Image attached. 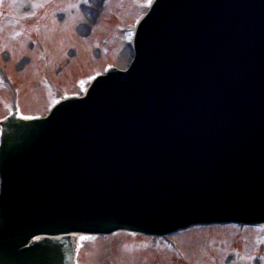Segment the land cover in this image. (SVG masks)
<instances>
[{
    "label": "rangeland",
    "instance_id": "rangeland-1",
    "mask_svg": "<svg viewBox=\"0 0 264 264\" xmlns=\"http://www.w3.org/2000/svg\"><path fill=\"white\" fill-rule=\"evenodd\" d=\"M17 2L0 0V9H4L0 11V19H3L0 20V120L7 116L9 108L14 109L16 90L21 91L19 106L24 115H45L52 102L60 97L59 90L49 91L41 86L47 85L49 75L55 88H66L68 94L80 95L85 88L81 78L93 72L102 73L107 65L126 68L131 56L125 43L133 29L128 31L126 26L134 24L135 27L145 12V9L140 12L145 8V0H109L110 4L103 11L102 3L97 4L94 0ZM94 11L102 15L97 24L91 19ZM110 16L115 17L114 23H110ZM91 34L92 40H88ZM110 36L114 41L112 44L97 46L103 38ZM32 41H39L34 52L30 50ZM42 47L47 49L46 54L42 53ZM99 49L102 50L101 57ZM75 52L78 57L73 59ZM69 60L72 61L70 66ZM64 65L65 70L61 72ZM261 233L260 236H264V232ZM238 234L234 228H217L179 235L175 240L186 261L180 258L176 261L163 242L148 241L136 247L139 242L124 234L107 241L99 239L93 246L86 247L84 257L89 258L91 264H107V260L108 264H232L233 258L237 264H246L247 256L250 257L249 264L251 259L254 264H264V259L254 260L258 253L253 246L257 233L246 230L244 241L248 244L237 246L245 258H239L234 250L233 240ZM247 234H251L248 236L251 238L246 239Z\"/></svg>",
    "mask_w": 264,
    "mask_h": 264
},
{
    "label": "water",
    "instance_id": "water-1",
    "mask_svg": "<svg viewBox=\"0 0 264 264\" xmlns=\"http://www.w3.org/2000/svg\"><path fill=\"white\" fill-rule=\"evenodd\" d=\"M253 4L256 5V3ZM262 5H264V3H262ZM262 11L264 12V7L260 10L261 13ZM253 12V9L249 8L247 14L252 15ZM226 54L229 55V53ZM228 58L230 57L227 56L225 59L228 60ZM241 64H245V62L242 61ZM253 67V69L243 73V84L240 83L243 85V88L237 89L242 91L245 86L249 87V91H252V93H250L251 96L258 97V99L255 98L257 102L254 105H247L248 107L253 106L251 115H249L247 119L241 118L240 114H236V111L239 112V106H236V111L227 110V112L223 114L224 119L220 120L218 123L223 124L226 122V124L229 126L228 132L225 131L228 145L225 143L224 148L222 147V149H219L224 153V155L215 159V161H203L202 168H193V173L195 176H192V178L196 177L197 179L203 177L206 178L205 181H208V188L211 187L210 190L212 194V196H209L208 199V209H213L212 216H219V218L220 216H224V219L226 220L236 219L242 222L254 221V218L259 213H264V155L263 157L261 156L262 152L264 151V148L261 147L264 142V120H262L264 119V58H257V61L254 62ZM237 83L239 86V82ZM241 95L242 94H239V97H241ZM247 100L248 97L243 94L239 105L243 106ZM245 110H248V108H245ZM257 117L259 119V123H261L259 126H256L258 123ZM46 126H48L47 123H42V125H36V123H17L16 126L13 125L15 130L24 131H22V136L20 137L22 140H20V143L17 144L18 148L12 149V151L15 153L12 154L11 152H8L5 154L6 166L3 169V172L6 186L3 198L0 202V215L2 216L0 220V249L4 250L5 264H11L18 260H20V264H27L29 262L25 260L26 257L30 256L31 254L38 253V251L40 252L39 254L42 255L43 260L36 264H53L58 261V258L55 256L60 251L58 250V246L49 245L46 246L45 249H33L28 255L20 252L19 250L22 246V238L25 236L26 230L22 221V216L17 212V207L21 206L22 200L25 197L37 196L36 192L41 186H43V183L34 180L31 177L26 178L25 174L35 167L36 159L30 154L34 151L33 148L37 147V149H39L41 146L44 138L42 136L43 130L49 129L45 128ZM180 126L183 128V130H185L188 126V123H182ZM189 130H192L190 125ZM196 130H199V127H196ZM176 131L175 125H167L164 130L159 133L158 138L159 140L163 139L164 132L166 133V136L168 135L167 137H169ZM197 135H200V133L196 132L195 137H197ZM259 138L262 144H255ZM210 142L211 140L208 141V143ZM229 143H239V145H236L235 147V151L237 152L231 149ZM33 144L35 146H32ZM256 145H258V147ZM166 146L168 148L169 145L167 144ZM182 148L185 149V147ZM229 148L231 149L230 152L227 150ZM133 150L134 151L122 153L120 155V162L118 163L117 168L114 170V172H120L124 175L125 182L122 187H118V189L124 190L122 192L117 191L118 196L115 195L116 192L112 191L111 188L102 192L101 196L99 197V200L102 201L100 203L101 208L91 204L85 209V214L87 216L97 214L98 216L102 217L105 215L104 212L106 210L112 211L114 209V211L117 212L116 208L122 209L127 206V208L130 209L139 204L138 207H140L141 210L139 215L136 216V218H138V223H142L144 220L151 221L150 217L166 226H169L171 223L173 225L179 224L178 226H182L183 224L191 221L197 222L198 219L196 217L184 219L182 215L167 216L164 213L159 215L160 211H157L156 209L152 211L150 217L148 216V206L151 205V203H154L152 201L153 196L157 195V198H159V196L164 192L168 193L169 190L172 188L174 189L177 180L187 173L185 166L181 164L183 163V159L175 155L178 153L182 154L183 156H187V153H184L183 150H178V152H176L174 147H171L166 153L168 154L165 157L166 162H171V166L173 167V170L168 172V175L171 176L169 181L163 175V171L159 172L161 176L156 177L152 168L150 169V166L152 167L156 159V156L154 157V151L146 152V156L148 158L146 159V156L142 155V149L135 148ZM148 150H150V148ZM148 150L146 149V151ZM253 150H257L254 152V162L257 160L260 162V165H256L253 162V154L249 153V151ZM170 158L176 159L177 162H179L177 166H174L175 162ZM237 160H239V164ZM240 163L242 164V167ZM252 163L253 165H251ZM234 167H239V170L233 173L231 176L233 180L228 182V184L224 182V179L218 178L219 175L224 174L222 172H228L229 174L235 170ZM241 172L243 173V179H241L243 184H245L249 179V182L244 188L247 189V193L250 198H244V200L239 198L238 202L232 203V206H235L232 208V213H226L228 212V210L226 211L227 208H220V205L223 203V201H227L229 197H235L237 190H239V176ZM157 178H159L158 181H156ZM135 180H141V182L136 184L134 182ZM166 181L168 183H165ZM179 181L181 182L182 179L180 178ZM156 191L157 193L155 195L154 193ZM102 195L106 201L102 200ZM240 195L241 194L239 192V196ZM171 209L172 207L170 210ZM172 211H175V208L172 209ZM198 214H200V212Z\"/></svg>",
    "mask_w": 264,
    "mask_h": 264
},
{
    "label": "bare ground",
    "instance_id": "bare-ground-1",
    "mask_svg": "<svg viewBox=\"0 0 264 264\" xmlns=\"http://www.w3.org/2000/svg\"><path fill=\"white\" fill-rule=\"evenodd\" d=\"M35 106V105H34Z\"/></svg>",
    "mask_w": 264,
    "mask_h": 264
}]
</instances>
